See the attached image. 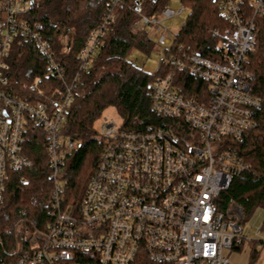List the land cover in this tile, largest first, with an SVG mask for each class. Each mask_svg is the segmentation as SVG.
<instances>
[{"label": "built area", "instance_id": "obj_1", "mask_svg": "<svg viewBox=\"0 0 264 264\" xmlns=\"http://www.w3.org/2000/svg\"><path fill=\"white\" fill-rule=\"evenodd\" d=\"M130 1L107 3L78 52L80 69L90 63L116 9ZM132 1L131 28H149L160 53L157 69L148 72H161L148 85L156 119L124 128L112 116L100 118L103 147L76 202L64 200L61 179L64 156L78 146L61 134L75 81L65 83L60 98L9 90L5 59L16 36L33 42L48 75L63 79L64 67L42 24L21 17L31 0H0V202L8 172L31 165L22 152L29 123L43 133L52 182L47 227L30 231L26 248L14 250L12 260L0 257V264H229L227 252L249 240L242 208L232 202L219 211L217 199L249 168L238 145L258 125L261 99L250 92L249 55L264 36V0H208L230 25L216 44V58L176 43L189 13L184 3L169 0L145 13L141 0ZM40 83L39 77L23 88Z\"/></svg>", "mask_w": 264, "mask_h": 264}, {"label": "trees", "instance_id": "obj_2", "mask_svg": "<svg viewBox=\"0 0 264 264\" xmlns=\"http://www.w3.org/2000/svg\"><path fill=\"white\" fill-rule=\"evenodd\" d=\"M109 1L31 0L29 9L21 15L23 19L42 24L55 59L64 67L63 79L47 74L45 61L30 40L16 36L5 59L9 90L21 97L30 94L35 99H43L52 93V97L60 98L65 83L75 81L61 129L64 136L78 140V146L64 156L61 165L64 200L80 201L96 167L103 141L94 124L106 108H114L124 128H136L156 119L150 110L148 85L161 72L149 74L126 59L133 48L146 55L154 50L145 29L131 28L136 18L131 9L132 0L116 9L115 19L108 24L90 63L84 69L79 68L78 52ZM167 1L141 0V4L145 13H151L160 10ZM180 1L189 8V13L176 34V43L205 57L216 58V44L229 23L208 0ZM64 36H68L66 42L62 40ZM249 60V69L254 75L250 92L261 99L256 114L258 125L238 145L249 168L234 176L217 199L219 211H226L232 202L238 204L243 220L258 208L264 210V36H258ZM39 77L41 83L35 89L23 88L24 83ZM22 152L31 160V165L8 172L0 202V257L10 260L14 250L26 248L30 231L44 230L50 221L52 182L48 177V157L43 133L33 123L25 130ZM259 231L264 232V219ZM256 242L249 241L247 264H252L257 255Z\"/></svg>", "mask_w": 264, "mask_h": 264}, {"label": "rangeland", "instance_id": "obj_3", "mask_svg": "<svg viewBox=\"0 0 264 264\" xmlns=\"http://www.w3.org/2000/svg\"><path fill=\"white\" fill-rule=\"evenodd\" d=\"M180 2V0H171L169 5H176ZM174 30L178 28L176 23L172 24ZM149 34H153L149 28L145 29ZM68 36L62 37L63 42L67 41ZM160 57V53L157 47L154 46V50L149 54L146 55L145 53L133 48L130 50L126 59L133 62L136 66L142 68L147 72H154L157 69L158 60ZM103 116H112L118 119L116 111L113 107L106 108L103 112L101 117ZM100 117V118H101ZM95 122V127L98 128L99 120ZM264 219V210L261 208L256 209L252 215H250L247 219H242L243 225V233L249 239L245 242L240 250H231L227 252V258L229 264H247L248 263V255L250 251L249 241L256 242V249L257 255L255 259L252 261V264H264V232L259 231L256 233L257 228L261 225L262 220Z\"/></svg>", "mask_w": 264, "mask_h": 264}]
</instances>
